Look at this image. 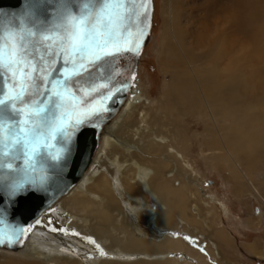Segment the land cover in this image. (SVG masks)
Wrapping results in <instances>:
<instances>
[{
    "label": "bare ground",
    "instance_id": "bare-ground-1",
    "mask_svg": "<svg viewBox=\"0 0 264 264\" xmlns=\"http://www.w3.org/2000/svg\"><path fill=\"white\" fill-rule=\"evenodd\" d=\"M170 1L167 0L165 8L167 26L158 52V63L165 76L170 77L163 100L155 110L149 100L141 98L139 67L145 45L138 63L136 85L113 121L102 131L99 146L84 176L33 222L34 227L22 247L11 251L26 255L25 264H194L191 256L197 264H216L212 260L214 247L204 244L199 233L202 225L192 217L195 211L192 206L195 200L200 202L201 189L188 179L191 166L183 157L196 138L190 135L186 120L191 116L207 118L202 144L212 159L207 162L221 161L223 155L230 157L251 189L264 201L261 190L250 181L249 173L235 154V149L244 146L243 141L256 139L264 125L262 114L249 113L252 105H259L264 99L253 96L258 83L253 77L234 72L248 42L254 39L257 45L258 30L250 29L246 0L228 3L231 12L228 5L220 13L205 6L200 17L186 12V23L181 14L175 16L177 7L185 0L171 4ZM261 50L256 48L262 63ZM255 72L259 71H253V75ZM143 101L139 108L138 104ZM209 110L211 116L207 113ZM222 115L235 116L233 127L220 126L218 118ZM127 116L130 119L124 122ZM209 118L213 119V125H209ZM121 125L122 130L114 134ZM233 132H236L235 138ZM165 140L174 142L176 147L172 148ZM146 171L151 172L150 189L140 183ZM235 189L239 197L240 186L236 185ZM154 198L160 202L157 207L153 204ZM129 200L133 205L143 201L144 210L138 217H132L126 210ZM194 207L201 215V207ZM37 220L43 222L37 224ZM205 224L211 232L205 240L211 243V238L220 239L216 241L219 248L221 243H227L225 235L213 229L212 222L205 219ZM248 224L258 225L253 219ZM52 228L57 230L53 232ZM64 229H68L69 234L65 235ZM249 250L256 258H264V246L261 249L259 243ZM220 255L224 258L223 253ZM11 264L23 262L15 260Z\"/></svg>",
    "mask_w": 264,
    "mask_h": 264
},
{
    "label": "snow or ice",
    "instance_id": "snow-or-ice-1",
    "mask_svg": "<svg viewBox=\"0 0 264 264\" xmlns=\"http://www.w3.org/2000/svg\"><path fill=\"white\" fill-rule=\"evenodd\" d=\"M152 4L21 0L17 11L0 9V24H9L0 31V203L47 195L69 167L81 129L102 127L114 97L127 90L112 83L111 65L140 55ZM33 227L0 219V245L21 243Z\"/></svg>",
    "mask_w": 264,
    "mask_h": 264
},
{
    "label": "rangeland",
    "instance_id": "rangeland-1",
    "mask_svg": "<svg viewBox=\"0 0 264 264\" xmlns=\"http://www.w3.org/2000/svg\"><path fill=\"white\" fill-rule=\"evenodd\" d=\"M153 2L154 14L152 18V27L139 67V89L141 90V98L146 99V101L149 100L152 108L154 106L156 110L158 102L164 98V91L166 90V84L170 80V77L168 75L165 76L158 63V52L162 44V36L167 26V16L165 13L167 0H153ZM171 2L174 3L176 0L170 1V4ZM231 2H234V0H185L184 4L177 7L175 16L181 14L183 16L182 20L186 23V12H190L191 16L200 17L202 14L201 9L207 6L214 12L219 11L220 13V11ZM246 5L248 19L249 16L251 18L249 19L251 25L250 29H252V31H254V29H256V31L258 30L256 33L257 45L253 43L254 39L248 42V46L246 45L245 48V54L240 56V59L236 62L237 64H235L234 72L239 76L253 77L258 83L255 92H253V96L264 97V71H261V69L263 70L264 68V32L261 33L264 30V0H246ZM228 6L231 7V5ZM230 9L231 12L232 7ZM225 15L226 11L225 14L223 12V16ZM254 21H256V23ZM253 36H255V33ZM256 48L262 49V63L258 58ZM260 55L262 56V54ZM257 70L259 72H255V75H253V71ZM143 103L144 101L138 104L139 108ZM257 111L259 114H262L261 117L264 119V99L262 103L259 105H252L249 109V113ZM207 113L211 116L210 110ZM129 119L130 117L127 116L124 122H127ZM234 119L235 116L228 117L225 115H222V118H218V120L221 121V127H227L229 125V127H233L232 124ZM186 120L191 128L190 135H196L190 150L183 154L184 161L191 166V168H188L187 176L189 180L195 181L201 189L199 196L200 202H196L195 200L192 206L193 208L191 207L193 211L195 210L194 212L192 211V217L196 218L195 220L202 225V228L199 227V233H201L200 237H203L202 241L204 244L207 246L210 245L211 248L214 247L212 249L214 255V257L212 256V260L215 261L216 264H264V258H256L249 250L253 244L256 245L259 243L261 249L264 246V201L257 196L253 189H251L247 179L242 172L236 168L235 163L232 162L230 157L223 155L224 158L221 161H211L212 159L207 155V147L202 145L205 139L204 132L206 128L204 127V121L207 120V118L195 115ZM208 120L209 125H213V119L209 118ZM120 130H122V125L116 128L114 134L117 135V132ZM232 135L234 138L237 136L236 132H233ZM254 140L260 143L258 144ZM254 140L243 141L244 146L235 149V154L241 159L244 165L242 168L249 173L250 181L256 183L255 187H258L257 190H261L264 198V149L259 151L261 148H264V144L261 145V142L264 143V125L263 129H261V132L257 134ZM234 141L235 139H233V142ZM252 141L254 143H252ZM166 143L170 144L172 148L176 147L174 142L170 143L166 141ZM255 144H257V146ZM259 146L263 147L259 148ZM209 158L211 160L207 162ZM134 160H137V158H134ZM137 163L143 166L140 161ZM236 185H239L241 188L239 197L236 195ZM148 195H150V193ZM153 201L154 203H152L155 207L160 203L159 200L155 198ZM155 201H157L156 205ZM194 206H197V208L199 206L201 207V215L196 212L197 209H194ZM154 212H156V208ZM205 219L212 222L214 224L213 229L217 232L219 230L218 233H223L228 240L227 243L220 244L221 249L216 243L218 238H211V243H209V240H205V238L211 234L210 229L205 224ZM252 219L258 223V225H249L248 221ZM180 221L181 220H179V222ZM186 221L188 224L190 223L188 220H185V222ZM189 225H191V223ZM190 230L191 229L187 230V235L190 233ZM194 236L197 237V235ZM219 240L220 239H218V241ZM212 241L214 242L212 243ZM202 249H204V245H202ZM220 252L223 253L224 258L220 255ZM185 253L187 254V252ZM171 255L174 254L171 253ZM215 255L217 256L215 257ZM181 256L183 255L179 257ZM27 259L28 258L24 254L11 253V251L3 249L0 250V264H11V262L15 260L19 262L22 261L23 264H25L26 262L24 263V261ZM191 259L194 260V264H197L194 256H191ZM221 259L223 261H221ZM43 264H49V262ZM208 264L213 263L208 262Z\"/></svg>",
    "mask_w": 264,
    "mask_h": 264
},
{
    "label": "water",
    "instance_id": "water-1",
    "mask_svg": "<svg viewBox=\"0 0 264 264\" xmlns=\"http://www.w3.org/2000/svg\"><path fill=\"white\" fill-rule=\"evenodd\" d=\"M20 6L21 0H0V9L5 12L17 11ZM152 17L153 4L150 27L145 36L142 51L150 36ZM8 26V20L5 18L3 23L0 24V31H3ZM140 55L133 56L131 54H126L120 56L111 65V71L113 73L112 83L120 87L127 86V90L117 93L116 97H114L113 102L110 103L112 111L106 114V118L100 129L83 128L77 134L76 147L71 163L63 176L52 185L47 195L26 193L23 196L15 198L13 202L5 200L3 203H0V219H6V221L12 225H16L17 223L25 226L32 225L40 215L50 210L63 195L67 194L74 185L81 180L99 146L102 131L113 121L126 98L130 96L136 85ZM58 66L59 65H57V67ZM132 76H135V80L131 79ZM3 79L4 78L0 76V83H3ZM22 242L13 246L0 245V249L13 251L21 248L23 245Z\"/></svg>",
    "mask_w": 264,
    "mask_h": 264
},
{
    "label": "clouds",
    "instance_id": "clouds-1",
    "mask_svg": "<svg viewBox=\"0 0 264 264\" xmlns=\"http://www.w3.org/2000/svg\"><path fill=\"white\" fill-rule=\"evenodd\" d=\"M150 176H151V172L146 171L145 174L140 178V183L143 184L146 189H150V186L148 184V180L150 179ZM153 195L154 197H156L155 194ZM126 210L128 211L129 215H131L132 217H138L139 214L144 210L143 201H138L137 205H133L129 200V203L126 205ZM152 210H154V208Z\"/></svg>",
    "mask_w": 264,
    "mask_h": 264
}]
</instances>
